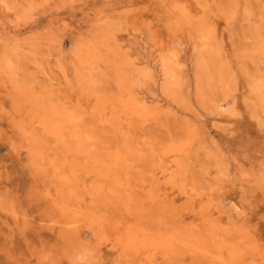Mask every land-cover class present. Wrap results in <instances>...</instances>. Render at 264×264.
<instances>
[{
    "label": "bare ground",
    "instance_id": "obj_1",
    "mask_svg": "<svg viewBox=\"0 0 264 264\" xmlns=\"http://www.w3.org/2000/svg\"><path fill=\"white\" fill-rule=\"evenodd\" d=\"M154 1V21L131 9L71 30L74 81L59 59L61 79L46 70L51 43L10 42L0 31V93L9 99L0 121L42 184L54 212L46 227L59 229L60 254L42 264H264L248 216L223 208L230 162L206 147L195 119L237 115L241 89L247 113L264 124V0ZM44 2L18 9L0 0V18L21 24ZM240 14L248 33L230 51L224 33ZM239 75L248 85H237ZM148 88L160 94L149 101ZM260 168L241 178L264 196ZM86 232L92 245L80 239Z\"/></svg>",
    "mask_w": 264,
    "mask_h": 264
},
{
    "label": "rangeland",
    "instance_id": "obj_2",
    "mask_svg": "<svg viewBox=\"0 0 264 264\" xmlns=\"http://www.w3.org/2000/svg\"><path fill=\"white\" fill-rule=\"evenodd\" d=\"M11 1L18 9H24L27 2V0ZM252 2L251 5L254 8L259 7L258 2ZM43 4L27 13L25 21H21V24L10 22L6 16L1 17V34L10 42L26 40L38 35L41 41H45L43 43L45 47L51 43L54 46L51 50L55 49L54 56L46 63V70L51 76L61 79L56 68L57 59H59L66 65L71 81H74L71 30L76 31L77 28L83 31L88 30L91 28V18L96 14L101 13L118 19L131 9L132 11L143 9L147 18H152L154 21L153 16L156 14L157 5L154 0H46ZM232 28L228 34L227 31L224 33L225 39L228 40L227 48L230 51L240 45L248 33V30H245L246 22L242 14ZM119 31L125 34L121 26ZM124 37L123 40H127L128 36L124 35ZM142 38L146 42L148 34L144 32ZM134 40L137 38H132L131 41ZM127 43L131 44L129 41ZM189 51L186 63L190 61L191 50ZM45 79L46 77L42 74H38L39 81ZM237 82V85H248L241 75L238 76ZM144 92L150 96L149 101L153 99V96L160 94V90L150 88L144 89ZM1 97L0 93V103L8 107L9 99ZM234 100V105L239 112L235 116H219V118L203 112L195 119L206 147L217 150L214 153H218L221 159L225 158L228 163L230 162L228 174L223 177L224 183L220 190L225 195L223 208L231 214L234 213L233 216L237 215L238 209L239 212L247 215L249 224L257 229L264 240V196L259 193L256 186L246 183L241 178L264 167V124H259L247 113L248 108L243 103V90L235 91ZM0 122H2L0 123V202L2 201L1 204H4L6 208H13L16 211V217L13 219L9 213L0 208V264H42L38 261L40 256L50 259L55 256L58 258L60 254L58 253L60 252L59 229L46 227L54 212L42 202L41 182L32 176L24 155L16 151L19 148L16 136L11 134L6 121ZM241 184L244 187L240 188ZM80 239L88 245L94 243L87 232L82 233ZM101 254L103 258L110 256L104 249Z\"/></svg>",
    "mask_w": 264,
    "mask_h": 264
}]
</instances>
